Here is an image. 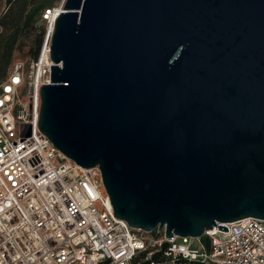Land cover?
Returning a JSON list of instances; mask_svg holds the SVG:
<instances>
[{
    "label": "water",
    "instance_id": "95a60500",
    "mask_svg": "<svg viewBox=\"0 0 264 264\" xmlns=\"http://www.w3.org/2000/svg\"><path fill=\"white\" fill-rule=\"evenodd\" d=\"M52 19L37 126L99 168L114 216L191 237L264 219V0H64Z\"/></svg>",
    "mask_w": 264,
    "mask_h": 264
},
{
    "label": "built area",
    "instance_id": "2783aa9c",
    "mask_svg": "<svg viewBox=\"0 0 264 264\" xmlns=\"http://www.w3.org/2000/svg\"><path fill=\"white\" fill-rule=\"evenodd\" d=\"M63 1L44 9L47 22ZM49 45L44 38L0 77V264H264V219L191 237L113 215L99 168L77 165L37 126L39 89L51 82Z\"/></svg>",
    "mask_w": 264,
    "mask_h": 264
},
{
    "label": "rangeland",
    "instance_id": "374dc122",
    "mask_svg": "<svg viewBox=\"0 0 264 264\" xmlns=\"http://www.w3.org/2000/svg\"><path fill=\"white\" fill-rule=\"evenodd\" d=\"M39 1L44 0H33L34 6L31 3L21 11L14 0H0V76L6 73L13 59L33 55L38 42L46 37L47 20L43 11L35 9ZM216 237L226 239L227 234L218 233Z\"/></svg>",
    "mask_w": 264,
    "mask_h": 264
},
{
    "label": "trees",
    "instance_id": "16d2710c",
    "mask_svg": "<svg viewBox=\"0 0 264 264\" xmlns=\"http://www.w3.org/2000/svg\"><path fill=\"white\" fill-rule=\"evenodd\" d=\"M15 2H17L18 6H19V9L21 11H24L28 5H30L31 3H33V0H14ZM54 0H44V1H39L38 3H36V6H35V9L36 10H41V11H44V9L46 7H50L52 5V2ZM8 2H10V0H8ZM35 4H31V6H34ZM14 40V38H13ZM39 48V42L37 44V47H36V50H35V53L37 52ZM34 53V54H35ZM3 76V75H2ZM1 77V76H0Z\"/></svg>",
    "mask_w": 264,
    "mask_h": 264
},
{
    "label": "bare ground",
    "instance_id": "6f19581e",
    "mask_svg": "<svg viewBox=\"0 0 264 264\" xmlns=\"http://www.w3.org/2000/svg\"><path fill=\"white\" fill-rule=\"evenodd\" d=\"M58 9H59L58 7L55 8L54 11H52L51 14H50V21L47 22L48 26H47V34H46V37H45L46 39H48L50 37L51 31H52V27H53V23H52L53 19L52 18H53V16L55 14H57Z\"/></svg>",
    "mask_w": 264,
    "mask_h": 264
}]
</instances>
